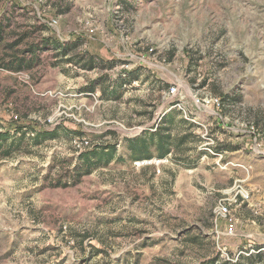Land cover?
<instances>
[{"label":"rangeland","instance_id":"obj_1","mask_svg":"<svg viewBox=\"0 0 264 264\" xmlns=\"http://www.w3.org/2000/svg\"><path fill=\"white\" fill-rule=\"evenodd\" d=\"M1 22L5 41L26 33L20 48L39 50L31 69L0 67V131L58 135L0 160V264H225L264 250V0H0ZM126 71L138 79L122 86ZM172 107L197 122V158L131 162L124 138ZM113 143L116 158L73 179L80 152Z\"/></svg>","mask_w":264,"mask_h":264},{"label":"trees","instance_id":"obj_2","mask_svg":"<svg viewBox=\"0 0 264 264\" xmlns=\"http://www.w3.org/2000/svg\"><path fill=\"white\" fill-rule=\"evenodd\" d=\"M5 22L0 23V52L3 55V57H0V67L12 72H21L33 68L37 61L38 45L30 44L25 45L24 48H20V44L23 42L26 33L21 34L20 37L18 36L11 42L5 41ZM44 44L57 49L56 54L60 56H67L72 49V46L71 48H66L49 38L41 40V45ZM76 45L78 43H73V46ZM68 60H71V57ZM73 62L78 63L80 68L86 70H91L97 66V63L92 57H89L85 61L83 57H78ZM114 65L109 63L104 68H112ZM123 74L124 76L118 77V81L123 82L122 86L138 79L136 75H133L134 71H126ZM93 84L90 86L91 91L95 87ZM164 87H168V85H164ZM113 91H116V88ZM227 98V95L222 96V100H227ZM155 123V128L153 125L141 130L136 136L124 138L125 152L129 160L132 162L169 157L175 163L190 162L192 164L190 160L197 158L196 156L199 152L196 148L201 139L194 132L196 124L186 119L183 112L176 107H172L168 111L158 115ZM25 127L15 125L11 128L13 132L6 128L0 131V160L10 157L16 152H20L23 145L27 143V138H32L33 143H39L46 139L55 138L58 135L57 128L52 130H36L32 126ZM28 132H32V136L30 134L27 135ZM190 152L196 154L193 159L190 158ZM116 153L117 148L114 143L96 145L91 149L80 152V168H77L74 175H72L73 179L77 181L82 175L90 173L95 168L101 165H107L116 158ZM191 164H188V166ZM263 251L260 247L254 249L253 252L245 251L244 253H238L234 260H227L225 264H264ZM163 264L166 263L163 261Z\"/></svg>","mask_w":264,"mask_h":264},{"label":"built area","instance_id":"obj_3","mask_svg":"<svg viewBox=\"0 0 264 264\" xmlns=\"http://www.w3.org/2000/svg\"><path fill=\"white\" fill-rule=\"evenodd\" d=\"M170 91L173 93L174 91H175V87H170ZM211 102H213L214 103V100H211ZM216 103H217V105H219V102H218V100L216 99ZM183 110V109H182ZM183 115H184V117L186 118V119H188V120H190V121H192L193 123H196L197 124V122H196V120L194 119V118H191V117H189L188 115H186V113H185V111L183 110ZM154 128H155V125H156V123L154 122ZM153 128V129H154ZM202 135V134H201ZM202 137H203V135H202ZM205 149V148H204ZM208 150H210L209 148H207ZM216 210H217V214L218 215H222V216H226L227 215V213H228V209H227V206L226 205H224V203L222 202V201H220L219 203H218V205H217V207H216ZM227 229H228V233H232V231H233V224L232 223H230L229 224V226L227 227ZM254 250H251L250 252H253ZM243 251H241L240 253H242ZM244 253V252H243Z\"/></svg>","mask_w":264,"mask_h":264}]
</instances>
